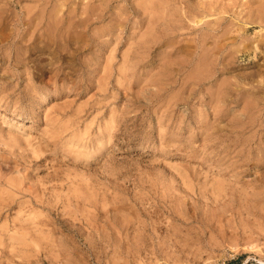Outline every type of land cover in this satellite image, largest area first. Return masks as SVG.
<instances>
[{
  "label": "rangeland",
  "instance_id": "obj_1",
  "mask_svg": "<svg viewBox=\"0 0 264 264\" xmlns=\"http://www.w3.org/2000/svg\"><path fill=\"white\" fill-rule=\"evenodd\" d=\"M164 1L0 0V264H264V0H183L258 46L216 117Z\"/></svg>",
  "mask_w": 264,
  "mask_h": 264
},
{
  "label": "bare ground",
  "instance_id": "obj_2",
  "mask_svg": "<svg viewBox=\"0 0 264 264\" xmlns=\"http://www.w3.org/2000/svg\"><path fill=\"white\" fill-rule=\"evenodd\" d=\"M166 1H167L166 4H168V0H166ZM166 1H164V3ZM176 2L177 3L179 2V5L181 4V7L178 6L179 7L178 8L176 5L177 8H175L174 11L169 10L170 12H168V13H167V10H165V12H166L165 16L162 17L165 19L164 22L166 20H169V22L174 21V22H172V24L175 23L174 26H172V27L170 26V32L167 31L168 34L172 33V35H174L175 32L173 33V31H176V32H178L179 36H182L183 34H187V33L193 34L194 36L190 37V35H189L190 38L187 37L186 39H184L186 41H184L185 43H183L181 45H179L180 41H178L179 43L177 44L178 46L176 48H172L173 44H175L174 38H170V39L166 40L168 43V44L166 43L167 46L172 45L171 48L174 51V52H172V50H171V52L173 54H171L169 52V54L167 55V57H166L167 63H169L168 65H170V67H171V65L173 66L172 63L174 62V59H172V55H176V57L179 58V59L175 58L178 60L177 62L175 61L176 62L175 64L177 66L175 65L176 67L174 69L170 68V71L171 72L172 71L181 72L184 69L188 70L187 71L188 73H186L187 75L182 71L183 75L185 74L186 77L183 78V80L181 82V88H188V90H189L188 92H190L194 96V99L196 101L197 106H199V107L206 106V109L210 110L209 113H207V114H213L216 117L217 115H219V112H220V110H218V108L222 104H227L226 101L230 100V99H228L227 95L229 93H232V90L230 88L232 87V83L234 84V82H230V80H229V82H230L229 83L228 79H223V77L221 79L219 77V75H221L223 73H227V72L229 73V70L232 68V64H233L231 61V57H233V55L235 56V53L241 52L242 54H245L246 52H248L249 50L254 48V46H256V48L258 46L257 45L252 46L251 43L248 42L249 38H244L243 36L242 37L240 36L241 38L239 40L237 38H236L237 40H232V41H230L229 39L226 40L225 39L226 37H224V36H226V33H229L230 31L227 32L225 30L226 27L225 28L223 27V24L221 23V21L219 19H217V20H219L220 22L212 21V20H204L205 16L207 17V15H205L206 13L204 15L203 14L201 15V14L197 13L196 11H194L193 9H190V8L187 9L186 5L183 6L184 4H182L183 0H169V3H171L173 5L176 4ZM162 5H163V3H162ZM170 7H171V5H170ZM158 8H160V6H158ZM209 15H211V14H209ZM175 21L176 22L178 21L179 23L177 24ZM185 21H188V23H186ZM154 24H155V22H154ZM166 24L168 26L169 23L166 22ZM154 26H153V28H154ZM167 30H169V28ZM151 31H154V30H151ZM165 31H163L162 35L164 34ZM175 36H177V35H174V37ZM180 38H184V36L179 37V39ZM173 39H174V42H173ZM162 40H163V38H162ZM181 41H182V39H181ZM246 41H247V43H246ZM209 42H210V44H209ZM236 43H238V44L236 45ZM243 44H244V46H242ZM108 65L104 66V72H106L108 69H111V68H108ZM109 67H110V65H109ZM166 67L168 68V66H166ZM167 68H165L166 71H167ZM123 70L124 69H122V71ZM232 70H233V68H232ZM166 71H165V73H166ZM167 72H169V69ZM165 73H161V74H165ZM133 75H135V74H133ZM170 75L171 74H169V76L167 78H169ZM223 75H225V74H223ZM163 77H164V75H163ZM192 77L194 78V82L191 81V83H190L189 79ZM155 78H157V77H155ZM207 79H209V81H208L209 86L206 87V86H204V84L206 83L204 81H206ZM260 80H261V78H260ZM159 82L162 83V81H159ZM166 83H168V82H166ZM171 83L172 82L169 81L168 84H171ZM173 84H174V81H173ZM236 84H237V82H236ZM161 85L162 84H160L159 86H161ZM235 87H237V86H235ZM162 89H164V88H162ZM177 89L178 88H176L175 91ZM238 89H239V87L236 88V90H238ZM184 90L186 91V89H184ZM177 93H178V91H177ZM173 99H172V101H173ZM170 100H171V98H170ZM202 107L199 110L200 115H203L205 112L204 109H202ZM204 132H206V131H204ZM0 244H2V242H0ZM1 251H3V250L0 247V253H1Z\"/></svg>",
  "mask_w": 264,
  "mask_h": 264
}]
</instances>
